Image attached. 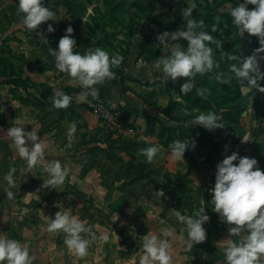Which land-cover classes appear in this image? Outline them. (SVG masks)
Wrapping results in <instances>:
<instances>
[{
	"label": "crops",
	"instance_id": "obj_1",
	"mask_svg": "<svg viewBox=\"0 0 264 264\" xmlns=\"http://www.w3.org/2000/svg\"><path fill=\"white\" fill-rule=\"evenodd\" d=\"M39 30L41 29H33V33L29 32L28 36H23V43L19 44V48L27 50L33 43L37 45L39 42L36 36H32L33 42L29 38ZM59 30L56 28L55 31L48 33L49 42L54 45H57L56 41L60 38L58 34L62 33ZM46 55L47 51L44 52L45 59ZM31 71L33 72L25 74L30 76L34 85L36 84L33 93L34 104L29 101L32 94L27 99V94L32 92L31 83L25 88L14 87L1 82L5 77H0V234L15 238L26 245L30 254L35 257L32 264H128L130 258L126 259L120 255L124 244L117 227L123 225H129L134 234L141 238L146 233L162 234L172 228L173 235L168 239L172 246L173 264H179L188 254L193 256L195 253L186 249L187 232L184 225L173 221L167 215V205L170 201L167 199L152 201L148 197L138 196L136 184L133 185L131 179L135 177L132 172L141 165L146 166L145 168L151 167L147 171L151 176L155 175L153 167L156 170L161 167L163 174L171 176L172 173H178L180 178L192 179L193 188L199 194L202 187L197 179L202 176L204 167L201 155L196 152V138L194 137L196 147L192 154L184 153L183 158L174 160L169 149L170 137L174 135L168 127L137 122L134 127L126 126L122 131L114 132L100 121L90 118L77 125L76 139L72 146L67 148L70 111L68 107L62 108L67 113L61 116L57 108L52 106L51 99L57 91H61L70 94L73 97L72 102L75 103L78 102V94L84 89L66 73L59 76L60 71L54 68L53 62L43 65V61H40ZM107 83L111 84L110 88ZM93 86L98 89L99 96L93 97L89 94L85 103L94 104L96 99L104 98L114 105H123L132 114L138 115L141 112L142 108L137 111L138 103L132 99L135 93L123 90L118 84V78L105 80L103 84ZM17 91L24 97L18 93V98H13V93ZM125 100H128L130 105ZM260 106L259 103L251 102L244 111L253 113L256 116L254 119L259 121L263 119ZM16 122L24 123L22 127L26 131H31L32 128L37 130L38 137H41L45 144V160L58 159L62 166L69 169L65 181L57 185V189L43 186V181L49 179V173L43 170L42 165L29 169L26 160L18 155L13 139L7 134L8 127ZM179 137L181 140L187 139L184 135ZM253 138L257 156H251L252 141L246 142L245 148L240 150L244 152L241 155L255 157L258 161L256 167L264 170V129L254 130ZM144 143L162 145L160 153L152 162H148L140 151L146 147ZM239 145L241 143L234 144V151L238 152ZM231 146L227 144L225 148L219 150L225 152ZM111 150L116 151V155L106 153ZM218 161L216 160V164ZM216 164L206 167V173L204 172L208 180L204 192L209 197L205 211L210 217L204 225L214 227L212 220L216 221L219 229L211 238L212 248L209 253L224 258L222 247L223 239L228 236L227 226L221 222L218 214L212 211L213 204L209 191L214 184ZM126 165L130 166L129 172L123 170ZM10 166L16 168L14 173L16 186L12 189L14 193L12 198H9L4 190L6 181L3 179ZM127 182L130 184H126ZM59 207L61 210H69L71 214L81 219H86L89 225L101 227L97 237L100 233L107 232L109 240L92 241L87 255L77 257L64 244L65 233L62 230L50 232L47 229L48 221L44 215L52 217ZM199 208L196 202L195 210ZM183 210L185 211V208ZM182 230L185 240L179 238Z\"/></svg>",
	"mask_w": 264,
	"mask_h": 264
},
{
	"label": "rangeland",
	"instance_id": "obj_2",
	"mask_svg": "<svg viewBox=\"0 0 264 264\" xmlns=\"http://www.w3.org/2000/svg\"><path fill=\"white\" fill-rule=\"evenodd\" d=\"M188 2L189 0H44L45 6H49L56 13V20L49 19L41 22L38 28L41 29L39 32L46 36L48 44L40 36L33 34L31 37L36 36L39 43L37 45L33 43L30 49L25 50L19 48V44L23 43V36H28L29 32L34 31L24 26L22 14L17 10V0H0V77H30L25 73H32L31 70L36 63L43 61V65H48L50 62L55 64L54 56L49 59L44 58V52L46 53L48 47L53 49L57 47L49 42L48 33L50 32L46 31L47 25L52 24L54 29H60L62 33L58 34V37L65 34L66 26L71 25L73 28L71 35L76 40L74 45L76 51L84 53L99 46L107 49L110 54L119 53L123 56L121 64L113 71L116 72L119 86L123 90L135 93L132 99L138 103L136 104L137 111L140 108L142 110L135 115L127 111L123 105H114L104 98L96 99L93 103L103 100L118 110L123 127H134L137 122L153 123L159 127L166 126L171 129L170 132L174 135L170 137L171 141L180 139L179 136L182 135L191 139L196 138V152L201 155V163L204 167L202 176L197 179L202 187L199 194L193 188L192 179L180 178L178 173H172L171 176L163 174L161 167L159 170L153 167L154 176L147 174L151 167L145 168L146 166L143 165L132 172L135 177L131 180L133 185L136 184L138 196L148 197L152 201L160 199L170 201L167 205V215L175 222L179 221L171 209H177L190 215L195 211L196 202L199 207L204 204V207L207 206L209 197L204 192V186L208 182L204 175L205 168L214 166L216 160L220 161L223 158L222 154L228 155L234 151L235 143L237 145L241 143L237 148L241 155L244 152L240 150L245 148L246 142L252 141L251 156H257L255 138H253L254 130L264 129V92L255 88L249 89L246 81L241 83L235 78L229 81L231 85L229 82L225 83L215 79V73L218 71L231 75L228 66L236 63L228 58L231 53L246 56L259 47L255 35L245 32L241 36L239 29L231 23L229 9L242 0H197V7L193 11L192 18L203 19L208 26L206 31L211 32L215 38L222 39V50L212 45L219 67L212 72L197 74L194 77L196 87L210 89L206 97L198 96L195 86L193 91L187 94L180 93V85L187 79L186 77H178L175 81L169 78L164 81L161 78L162 74L152 68L156 58L170 54L164 53L161 49L163 46L156 40L157 34L164 30L173 31L184 25L180 10L186 7ZM247 7L251 9L254 5L249 4ZM214 23L218 26L216 31L211 30ZM220 29L223 31L221 32ZM33 38L29 39L33 42ZM171 43H178L183 47L187 45L183 39ZM259 63L261 69L264 70V60ZM58 75L62 76L64 73L59 72ZM260 84L264 85V79H261ZM35 85H30L32 92L27 94V99L32 94L29 101L33 104L35 103L33 95L36 90ZM124 87L127 88L124 89ZM18 93V91L14 92L15 96L12 95V97L18 98ZM19 95L24 97L23 94L19 93ZM177 96L181 99H176ZM125 101L130 105L128 100ZM251 102L261 105L262 120L256 121L253 113L244 111ZM93 105L85 102H71L68 106L70 121L81 125L83 121L91 118L103 123L94 113ZM183 109H187V112ZM197 109L217 112L222 117L224 127L209 131L199 124L194 125L192 117L197 114L195 111ZM57 110L61 116L67 113L62 108H57ZM246 137L248 140L243 141ZM223 144L232 146L225 152H221L219 148H223ZM144 145L147 147L150 144L144 143ZM190 146L191 144L184 153L192 154L194 148ZM106 153L114 156L117 152L111 150ZM123 170L129 172L130 166H124ZM157 190H162L164 196L159 198L156 195ZM212 221L214 227L203 225L206 230V239L198 244L193 243L199 249L194 252L193 256L186 255L179 264H226L224 258L209 253L212 248L211 238L219 229L216 221L214 219ZM90 225L92 231L98 235L99 229L102 228ZM117 229L124 244L120 255L126 259L130 258L128 264H139L142 238L134 234L129 225H123Z\"/></svg>",
	"mask_w": 264,
	"mask_h": 264
},
{
	"label": "clouds",
	"instance_id": "obj_3",
	"mask_svg": "<svg viewBox=\"0 0 264 264\" xmlns=\"http://www.w3.org/2000/svg\"><path fill=\"white\" fill-rule=\"evenodd\" d=\"M249 4L254 7L249 9L247 7ZM196 7L197 0H189L187 6L180 10L184 25L176 30H164L157 34L156 40L163 46L161 49L164 53L170 54L156 58L152 68L162 74L161 78L164 81L169 78L175 81L178 77H186L187 79L180 85V93L187 94L193 91L195 86L196 94L206 97L210 89L196 87L194 77L197 74L212 72L219 67L212 45L222 50V39H217L211 32L206 31L208 26L203 19L192 18ZM17 10L22 14L24 26L30 31L38 29L41 22L56 20V13L49 6H45L44 0H17ZM229 15L231 23L239 29L241 36L245 32L255 35L259 47L246 56L231 53L228 58L236 61L228 66L231 75L218 71L215 73V79L227 83L235 78L241 83L246 81L249 89L255 88L264 92V85L260 84L261 79H264V70L259 63L264 60V0H242L236 6L230 7ZM217 27L214 23L211 30L216 31ZM46 31L53 32L55 29L52 24H48ZM64 32L65 34L57 41V47L55 49L48 47L47 50L55 58L54 68L66 73L82 86L84 90L78 94V102H84L89 94L98 97V89L93 85L103 84L105 80H115L116 72L113 69L121 64L123 56L119 53L110 54L107 49L99 46L84 53L76 51L74 49L76 40L71 35L72 26H66ZM37 35L48 44L46 36L39 31ZM181 39L187 42L186 47L171 43ZM72 99L70 94L57 91L52 96L51 104L55 108H67ZM176 99L179 100L181 97L177 96ZM183 110L187 112V109ZM195 111L197 114L192 117L194 125L199 124L209 131L224 127L222 117L217 112L198 109ZM23 124L12 123L7 131L15 143L18 155L26 160L29 169L42 165L43 170L49 173V179L43 181V186L56 188L57 185L63 184L69 169L62 166L58 159L45 160V144L41 137H38L37 130L32 128L31 131H26L22 127ZM76 131V122L70 121L67 127V148L75 141ZM247 140V137L243 139ZM190 144L191 147H195L194 138L191 141L189 138L171 141L169 144L171 157L174 160L183 158ZM161 148L162 145L154 143L140 151L148 162H152ZM257 165L255 157L242 156L237 151L225 155L216 164L214 184L209 191L213 204L212 211L216 212L221 222L227 226L228 236L223 239L222 247L226 264H264V170L256 167ZM15 172L16 168L10 166L3 176L6 181L4 190L9 198L14 196L12 189L16 186ZM156 195L161 198L164 192L157 190ZM204 205L190 215L171 209L186 229L187 251L192 249L193 243L198 244L206 239L203 225L210 217ZM44 216L48 221V231L62 230L65 233L64 244L77 257L87 255L92 241L109 240L107 232L100 233L97 237L86 219L71 214L69 210H61L59 207L52 217ZM173 232L174 229L169 228L162 234H144L139 264H173L172 246L168 239ZM179 238L185 240L183 230ZM34 259L29 248L21 241L0 234V264H32Z\"/></svg>",
	"mask_w": 264,
	"mask_h": 264
},
{
	"label": "built area",
	"instance_id": "obj_4",
	"mask_svg": "<svg viewBox=\"0 0 264 264\" xmlns=\"http://www.w3.org/2000/svg\"><path fill=\"white\" fill-rule=\"evenodd\" d=\"M94 113L109 129L120 132L123 129L120 112L103 100H97L93 105ZM227 144H224L225 148Z\"/></svg>",
	"mask_w": 264,
	"mask_h": 264
},
{
	"label": "trees",
	"instance_id": "obj_5",
	"mask_svg": "<svg viewBox=\"0 0 264 264\" xmlns=\"http://www.w3.org/2000/svg\"><path fill=\"white\" fill-rule=\"evenodd\" d=\"M233 80V79H232ZM1 82L7 83V84H12L15 87H27L28 83H31V85L33 84L32 81L30 80L29 77L26 78H21V77H5L4 79H2ZM231 82V80H230ZM229 82V83H230ZM231 85V83H230ZM239 92V90H237ZM199 249V247L196 244H192V252H195Z\"/></svg>",
	"mask_w": 264,
	"mask_h": 264
},
{
	"label": "water",
	"instance_id": "obj_6",
	"mask_svg": "<svg viewBox=\"0 0 264 264\" xmlns=\"http://www.w3.org/2000/svg\"><path fill=\"white\" fill-rule=\"evenodd\" d=\"M51 57H52V55L48 52L47 55H46V58L49 59Z\"/></svg>",
	"mask_w": 264,
	"mask_h": 264
}]
</instances>
